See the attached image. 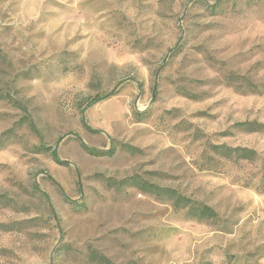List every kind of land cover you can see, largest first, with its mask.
<instances>
[{
  "label": "rangeland",
  "instance_id": "rangeland-1",
  "mask_svg": "<svg viewBox=\"0 0 264 264\" xmlns=\"http://www.w3.org/2000/svg\"><path fill=\"white\" fill-rule=\"evenodd\" d=\"M111 263L264 264V0H0V264Z\"/></svg>",
  "mask_w": 264,
  "mask_h": 264
},
{
  "label": "trees",
  "instance_id": "trees-1",
  "mask_svg": "<svg viewBox=\"0 0 264 264\" xmlns=\"http://www.w3.org/2000/svg\"><path fill=\"white\" fill-rule=\"evenodd\" d=\"M247 122H243L242 124H246ZM215 149L219 151H223L224 149L227 151L226 155H230L231 153L235 152L239 157L255 160L258 157V153L255 149H251L248 147H235L231 148L225 145H215ZM54 157L58 160L56 153L54 152ZM152 188L155 190L159 195H168L172 200L175 207H187L189 209V213L198 218H214L217 216V212L209 205L203 204L201 202L195 201L193 199L187 198L176 193L172 189L162 188L155 184L149 183L147 187H142L144 191H153ZM112 264V263H111Z\"/></svg>",
  "mask_w": 264,
  "mask_h": 264
}]
</instances>
